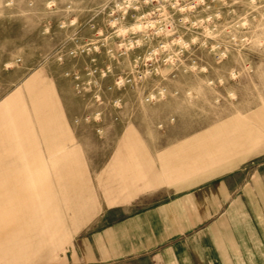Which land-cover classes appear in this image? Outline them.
<instances>
[{
    "label": "rangeland",
    "instance_id": "rangeland-1",
    "mask_svg": "<svg viewBox=\"0 0 264 264\" xmlns=\"http://www.w3.org/2000/svg\"><path fill=\"white\" fill-rule=\"evenodd\" d=\"M16 90L0 177L44 163L50 199L44 238L40 219L15 264L62 263L131 158L157 168L190 135L264 155V0H0V103Z\"/></svg>",
    "mask_w": 264,
    "mask_h": 264
},
{
    "label": "crops",
    "instance_id": "crops-1",
    "mask_svg": "<svg viewBox=\"0 0 264 264\" xmlns=\"http://www.w3.org/2000/svg\"><path fill=\"white\" fill-rule=\"evenodd\" d=\"M45 137L50 143L48 130ZM227 137L190 135L188 147L162 150L157 168L131 158L124 179L114 180L119 195L98 200L100 210L77 231L65 262L52 264H264V155L242 156ZM74 162L55 156L51 167L69 170ZM22 167L0 177V264H15L31 249L32 225L41 219L39 240L48 226L45 164Z\"/></svg>",
    "mask_w": 264,
    "mask_h": 264
},
{
    "label": "built area",
    "instance_id": "built-area-1",
    "mask_svg": "<svg viewBox=\"0 0 264 264\" xmlns=\"http://www.w3.org/2000/svg\"><path fill=\"white\" fill-rule=\"evenodd\" d=\"M159 47H161V46H159ZM149 56V55H148Z\"/></svg>",
    "mask_w": 264,
    "mask_h": 264
}]
</instances>
